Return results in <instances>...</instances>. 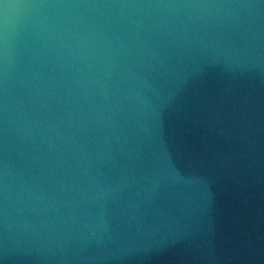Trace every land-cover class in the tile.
I'll return each instance as SVG.
<instances>
[{
	"label": "water",
	"instance_id": "water-1",
	"mask_svg": "<svg viewBox=\"0 0 264 264\" xmlns=\"http://www.w3.org/2000/svg\"><path fill=\"white\" fill-rule=\"evenodd\" d=\"M0 264H264V0H0Z\"/></svg>",
	"mask_w": 264,
	"mask_h": 264
}]
</instances>
